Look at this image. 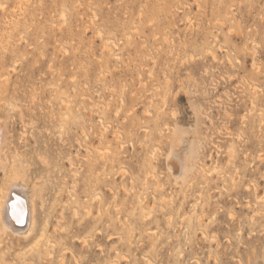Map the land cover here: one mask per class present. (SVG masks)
Masks as SVG:
<instances>
[{
    "label": "rangeland",
    "instance_id": "1",
    "mask_svg": "<svg viewBox=\"0 0 264 264\" xmlns=\"http://www.w3.org/2000/svg\"><path fill=\"white\" fill-rule=\"evenodd\" d=\"M254 47L264 75V0H0V192L17 176L39 196L28 239L0 226V264H264ZM176 133L197 193L168 172Z\"/></svg>",
    "mask_w": 264,
    "mask_h": 264
},
{
    "label": "bare ground",
    "instance_id": "2",
    "mask_svg": "<svg viewBox=\"0 0 264 264\" xmlns=\"http://www.w3.org/2000/svg\"><path fill=\"white\" fill-rule=\"evenodd\" d=\"M83 41V40H82ZM256 42V41H255ZM108 44V43H107ZM255 44V43H254ZM106 45V44H105ZM85 46V45H84ZM109 46V45H107ZM105 47V48H108V47ZM110 47V46H109ZM79 48V47H78ZM83 50V48H82ZM258 53V50H256V48L254 47V67L256 68L257 70V73H258V76L256 78H254V112H258L259 114L257 115L258 116V121L260 122H263L264 121V114H263V107H262V102L264 101V93H263V89H264V75H263V70H262V64H258L257 63V58H256V55ZM262 74V75H261ZM253 87V86H252ZM257 116L255 115L254 113V126H255V122L257 120ZM232 117V116H231ZM260 126V125H259ZM259 129V127H258ZM257 129V130H258ZM261 129V128H260ZM262 131V130H261ZM2 134V133H1ZM177 134V135H176ZM174 136L177 137V140L175 139V137H173V140L175 139V141L172 142V145H171V148L169 150V153H167V169L169 170L168 172L170 173V177L172 179V182L174 183V185L176 186H179V187H184V190L186 192H190V193H197L198 191L196 190H193V187L195 188V180H194V173L196 172L198 174V171H195V163L193 164L192 161H189L188 159H190L188 156L185 157L182 155L181 152H179L178 150L179 149V146L178 145L180 142V138H182L183 136H181V134L178 135V133H176ZM198 135V134H197ZM239 136V135H238ZM255 136V135H254ZM258 136V135H257ZM179 137V139H178ZM254 139H257L258 141V138H254ZM2 140V139H1ZM172 141V140H171ZM181 141V140H180ZM4 141H2V144H3ZM176 142V143H175ZM196 143V142H195ZM171 144V143H170ZM95 145V144H94ZM177 145H178V149H177ZM2 146V145H1ZM192 146V145H191ZM98 146H95V148H97ZM201 149V148H200ZM99 152L101 154V158H102V162L104 164V166H107V162H113L114 159H115V155L112 153V154H109L107 155V151H102L99 149ZM195 153V152H194ZM197 153V152H196ZM184 154V152H183ZM185 155V154H184ZM199 155V153H198ZM41 156V155H40ZM192 159V158H191ZM46 160V159H45ZM194 160V159H193ZM189 161V162H188ZM200 161V160H199ZM255 166V165H254ZM18 168V166H17ZM91 168L92 170L93 169H98L96 167V164L94 163H91ZM236 169V168H235ZM238 169V168H237ZM18 171V170H15V172ZM24 171V170H23ZM263 170H261L260 167H256V169L254 170V174H257V173H262V177H264V173L262 172ZM21 172V171H19ZM25 172V171H24ZM100 172L103 174V176L107 175L106 171L104 169H101ZM236 172V171H235ZM27 174V173H25ZM24 174V176H25ZM196 174V176H197ZM84 175V182L86 183L84 186L86 188H83V186H81L83 189H86V190H90V193L92 195V198L94 197V199L98 200V197H97V193L92 191V190H96L97 191V188L95 189L94 187L96 186L95 184L99 181V180H103L101 182H105V178H100V175L99 176H94L92 174H83ZM19 177L22 176V173H21V176L18 175ZM23 179H25V177H22ZM21 178V179H22ZM22 180H20V178L18 179L17 176L12 178V182H11V186L10 188L5 191V193L3 194L2 192H0V226L2 227V229L6 232H3V234L5 233V236H10V237H13L15 239H20V240H24L25 239H28L32 233H34L33 231H35V225L37 226L36 224V215L37 214V210H36V202H35V196H37V190L35 187L33 190H35L33 192V190L27 186V181L24 182ZM154 183H153V187L155 190H160V188L163 187V183L161 182V180L159 178H157L156 176H154ZM146 180V178H145ZM231 181L235 184L237 183V179L233 176L231 177ZM100 183V182H99ZM99 185V184H98ZM106 185V184H105ZM181 185V186H180ZM100 186V185H99ZM133 190H134V193H135V189L138 188L137 186V183L136 181H133ZM33 187H34V184H33ZM98 187V186H97ZM94 188V189H93ZM99 188V187H98ZM141 188L142 189H146V182L145 183H142L141 185ZM38 189V188H37ZM108 189H111L110 187H108ZM42 190V189H41ZM132 190V189H131ZM44 191V190H43ZM41 191V192H43ZM85 191V190H83ZM92 191V193H91ZM162 191V190H161ZM165 191V190H163ZM162 191V192H163ZM254 193L256 194V199H257V206L256 209H255V212H256V215L260 218V219H263L264 218V206L260 203V201H262L264 198H263V195L260 196L259 192H258V187H256V185H254ZM36 192V193H35ZM40 192V191H38ZM86 192V191H85ZM84 192V193H85ZM142 192V191H140ZM139 192V193H140ZM159 192V191H158ZM200 192V191H199ZM202 192V191H201ZM88 193L86 192V194L88 195ZM133 193V191H132ZM37 194V195H36ZM41 193H39L40 195ZM85 194V195H86ZM159 194V193H158ZM169 194V193H168ZM170 194H173V193H170ZM169 194V195H170ZM35 195V196H34ZM43 195V193H42ZM40 195V197L42 196ZM154 196V194H152ZM152 196V197H153ZM193 196V195H192ZM39 197V196H37ZM36 197V198H37ZM162 197V195H161ZM166 197V195L164 196ZM170 197V196H169ZM168 197V198H169ZM200 197V196H199ZM155 198V197H154ZM153 198V199H154ZM167 198V197H166ZM167 198V199H168ZM170 199V198H169ZM172 199V197H171ZM37 200V199H36ZM43 201V198H41V202ZM45 201V200H44ZM134 201V200H133ZM136 203L138 202L137 200H135ZM134 201V203H135ZM168 201V200H167ZM172 201V200H170ZM175 201V199L173 200V202ZM40 202V201H39ZM172 202V203H173ZM45 203V202H44ZM99 203V201L97 202ZM135 203V204H136ZM171 203V202H170ZM43 204V203H42ZM174 204V203H173ZM173 204H172V207H173ZM260 204V205H259ZM167 205V204H166ZM181 204H179L180 206ZM183 205V204H182ZM136 207L140 208L141 211H142V214L144 216L145 219H147L148 217L152 216L151 215V209H149V207L147 206V204L143 205V204H137L135 205ZM184 206V205H183ZM42 207V206H41ZM43 207H45V205H43ZM88 207V206H87ZM135 207V208H136ZM171 207V205H170ZM181 207V206H180ZM90 208V207H89ZM96 208V206H95ZM87 209V208H86ZM178 209V208H177ZM191 209V208H190ZM88 210V209H87ZM86 210V212H88L89 216L91 213H93V209L90 208L88 211ZM179 211H181V208L178 209ZM97 213L100 214H105L106 216H108L109 212H108V208L107 210H105L103 208L102 205H97ZM121 211V210H120ZM120 211H117V212H120ZM165 211V210H164ZM183 211V210H182ZM78 212V210L75 212V215H77L76 213ZM178 212V211H177ZM191 212V210H190ZM189 212V213H190ZM60 213V212H59ZM63 213V212H61ZM122 213V212H120ZM188 212L186 211H183L180 215L182 217H180L181 219H186L189 217V214ZM88 214H86V216H88ZM168 215L169 216V219H168V222L169 223H173L174 220L173 219V215L175 214L174 212V209L172 208H169L167 206L166 208V213H164V215ZM189 214V215H188ZM60 215H64L63 214H60ZM80 215V214H79ZM92 215V214H91ZM119 215V214H118ZM121 215V214H120ZM119 215V216H120ZM188 216V217H187ZM53 217V216H52ZM63 217V216H61ZM78 217V216H77ZM50 218H51V214L49 212H46V217H45V221H44V226L45 228L43 229L41 227L42 230H44L42 232V237L40 238L39 237V241H41V239L43 238H46V241L50 244H52V241L55 240V237L53 238L52 237V234H51V228L49 226V223H50ZM64 218V217H63ZM99 218V217H97ZM108 218V219H107ZM105 218L108 220V222L112 221L109 219V216ZM77 219V218H76ZM116 219H119L116 218ZM93 220V219H92ZM95 220H98V219H94L93 221ZM107 220H105L104 222H106ZM187 220V219H186ZM189 220V218H188ZM100 221L101 220H98L97 221V225L99 224H103L101 223ZM184 221V220H183ZM183 221L181 222L183 224ZM107 222V223H108ZM127 222V221H126ZM176 222V220H175ZM178 222V221H177ZM106 223V224H107ZM128 223V222H127ZM179 222V225L181 226V224ZM189 223V222H188ZM111 224V223H110ZM184 224H185V221H184ZM122 225V224H121ZM172 226L175 224H171ZM186 225V224H185ZM125 226V225H124ZM58 227V225H57ZM98 227V226H97ZM56 229V230H55ZM53 230V233L55 231H57V228H55ZM99 229V227L97 228ZM92 233V232H91ZM2 234V232H1ZM2 234V235H3ZM205 234V233H204ZM0 235V236H2ZM34 235V234H33ZM41 235V234H40ZM4 236V235H3ZM113 236V235H111ZM205 236V235H204ZM86 238V237H85ZM89 238V237H88ZM84 239V238H83ZM84 241V240H83ZM87 240L85 239L84 242H86ZM1 242V240H0ZM54 242V241H53ZM57 242V241H56ZM90 242V241H89ZM47 243V244H48ZM62 244V243H61ZM45 245V244H44ZM63 245V244H62ZM63 247V246H62ZM11 248H14L13 246ZM69 249V248H68ZM67 250V249H65ZM64 251V250H63ZM136 251V250H135ZM52 253V252H51ZM64 253V252H63ZM181 253V252H180ZM50 254V253H49ZM54 255V254H53ZM124 256L126 254H123ZM148 255V254H147ZM146 255V256H147ZM145 256V255H144ZM161 256V255H160ZM181 256V255H180ZM128 257V256H126ZM50 262V261H49ZM35 263V262H32V264ZM38 263V262H36ZM35 263V264H36ZM40 263V262H39Z\"/></svg>",
    "mask_w": 264,
    "mask_h": 264
}]
</instances>
